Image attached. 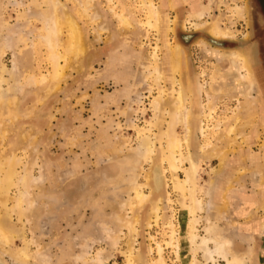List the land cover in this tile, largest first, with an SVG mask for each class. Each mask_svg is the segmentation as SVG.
<instances>
[{"label":"rangeland","instance_id":"374dc122","mask_svg":"<svg viewBox=\"0 0 264 264\" xmlns=\"http://www.w3.org/2000/svg\"><path fill=\"white\" fill-rule=\"evenodd\" d=\"M58 1L75 21L82 49L77 58L70 56L73 60L67 66L64 81L47 93L56 61L51 59V49L43 40L47 28L43 14L49 9V0H0V69L6 70L0 74L4 78L1 91L5 99L14 104L17 98L18 103L14 104L13 115L12 111L2 112L10 119L0 141V157L16 154L17 177L9 194L12 199L18 195L26 198L23 214L12 212V218H3L15 236L10 248L5 247L3 257L0 246V264H22L11 252L26 244L29 264H84L85 259L91 262L98 251L106 249L104 264H126V228L119 234L116 248L95 238L100 234L98 227L108 230L114 225L109 216L127 198L129 169L144 137L154 142L155 151L151 158L141 159L135 172L139 176L137 182L142 183V191L148 195L149 187H144L146 174L154 163H162L167 186L164 199L158 203L156 220L153 200L138 209L135 252L140 258L136 264H190L193 248L187 242L186 224L189 187L182 185L189 165L185 161L172 164L165 159L162 131L172 117L170 108L178 88L175 79L195 93H190L191 102L186 100V105L191 103L188 107L195 126L190 143L198 158L195 195L203 206L208 201L205 192L213 176L212 168L221 162L229 166L221 180H230L231 185L228 190H221L229 201L230 221L215 217V207L207 211L204 206L197 212L196 233L204 236L206 215L213 216L226 235H235L236 251L252 243L254 257L264 264V236L259 228L264 222V210L259 205L264 189L254 183L252 175L254 166L264 164V0H213L212 15L220 18L221 26L230 35L222 39L211 37L207 26L193 30L191 25V9L196 3L208 4L210 0H151L159 12L157 25L146 6L149 0ZM243 4L249 5L248 24L235 14L236 6ZM61 29L64 43L54 50L57 56L64 54L71 33L66 26ZM200 39L209 45H202ZM176 43L182 51L174 53ZM232 50L251 57L252 70L261 83L260 94L241 97L237 92V65L226 55ZM15 63L16 80L11 76ZM58 63L66 66L62 58ZM157 68L162 73L161 81L156 79ZM175 69L180 72L176 74ZM197 85L199 90L203 87L201 92L197 93ZM163 88L166 95L161 93ZM208 92L215 110L204 119L206 131L202 136L198 114L201 105L208 103ZM160 93L164 96V114L155 117L153 101ZM230 125L237 127V138L228 134ZM176 127L181 137L183 128ZM186 151L183 145L181 152L185 155ZM22 178L27 183L21 184ZM12 202L7 204L10 209ZM173 231L178 250L177 243L170 242ZM245 234L251 236L250 244L244 241ZM81 242L85 246L89 243L85 259L77 258ZM40 255L46 260L38 259ZM202 255V251L196 252L200 263L204 261ZM33 256L35 259H30ZM218 259V264H226Z\"/></svg>","mask_w":264,"mask_h":264},{"label":"bare ground","instance_id":"6f19581e","mask_svg":"<svg viewBox=\"0 0 264 264\" xmlns=\"http://www.w3.org/2000/svg\"><path fill=\"white\" fill-rule=\"evenodd\" d=\"M149 1H150L149 5H146V4L145 5L148 7V9H150L149 13L151 14V17L155 20V25H157L159 12L153 8L154 6L151 5V0H149ZM212 1L213 0H210L208 2V4L201 2L198 6H197L198 3H196L195 6L191 9L189 16L192 19L191 25H193V30L194 29L202 30L207 26L208 34L211 37L217 38V39L228 38V37L230 38L229 32L221 26L220 18L219 17L214 18L212 15V11H213L212 6H211ZM220 2H221V0H220ZM152 3H153V1H152ZM248 10H249L248 4H243V6L238 5L235 8L236 16L241 17L244 20V22L246 21V24L249 23L248 22V14H249ZM39 16H41V15H39ZM43 16L45 17V20L47 23L46 36L43 38V40H45L47 46H49V48L51 49V52H52V58L51 59H53V58L56 59L55 64H54L55 66L53 69V73L50 75L49 85L46 89V92L49 93V92L53 91L54 89L58 88L59 83L61 81H64L62 79L66 76L65 72H66L67 66L70 64V60L71 59L73 60V58H70V56H74V57H76V55L78 56V54L81 52V49H82L81 48L82 42L80 44L81 36H80L79 31L76 27L75 21L73 20L72 17H70V15H68L66 13V8L58 0H49V9L46 13L43 14ZM173 21H175V20H173ZM173 21H172V23H174ZM64 26L70 28L71 33H69L70 35H69V37L65 43L66 47L64 50L65 51L64 54L62 56H61V54L60 55L58 54L59 56H57V54L54 50H56L58 47L62 46L64 43V41L62 40V35H61V33H62L61 30H63V29H61V27L64 28ZM154 27H156V26H154ZM172 29H174V28H172ZM199 42L202 45H206V46L209 45L204 39H200ZM209 49H211V51H214L216 53L222 52V50H220L219 48H216V49L215 48H209ZM176 51H182V47L178 43H176L174 53ZM226 55L228 57H230L232 64L234 63L237 65L236 70H238L239 79H238V84H237L236 89H237V92L239 93V95L241 97H251L252 95H254V93L257 95L260 94L261 83H259L257 81L259 78L257 73L252 70L251 57L248 54L243 53V52L238 51V50H232L229 53L227 52ZM60 58L64 59V61L66 63L64 65H66V66L63 67L58 63V60ZM152 59H153V56H152ZM14 65H15L14 66V72L11 73V76H12V78H14V80H16L17 76H15V75H17L18 72H17L16 63ZM234 66H233V69H234ZM5 71H6L5 68L2 67L0 69V74L4 73ZM156 72H157V78H156L157 81H161V80H159L162 78V73H161L160 69L157 68ZM179 72L180 71H178V69H175L176 74H178ZM3 82H4V78H3V76L0 75V141H2L6 135L5 128H6V124H8L9 119H10V118L8 119L6 116H3L4 114L2 112L3 111H10L11 112L13 107L15 108L14 104H16V106L18 104V103H16L17 98H15L17 95L14 96V98H15L14 104L11 102L12 101L11 99H8V98L5 99L4 98V96H6V95L2 96L4 94L3 91H1ZM175 82L177 83L178 88L176 90V95H175V100L173 102L174 105L172 106V110L170 108V112L172 113V117H171V120L168 119L167 126L164 129L165 131L164 130H162V131H163V139L165 142V145H164L165 146L164 151H165V155H166L165 159H167L172 164H178L177 163L178 161H181V162L185 161L189 165L187 170H186V178L182 181V185H183V187H186V188L189 187V189H188L189 197L188 198H190V201H188L189 203H188V205H186V211L188 213L186 224L188 227V235H189L187 242L189 243V245H192V248H193V250H192L193 254H192V259L190 261V264H218V261H217L218 258L225 261L226 264H259V261L254 257V251L252 250L253 247L251 245L252 243L250 244V242H252L251 236L249 234H246L245 236H243L246 238V239H244V241L245 242L247 241V243H249L250 245L248 244L249 246L245 247V249H243L242 251L241 250L236 251L234 249L235 247H233V243H234L233 239H234L235 235H233L232 233H229L226 235V232H224L219 226H217L215 221L212 219L213 216H210V215H206L207 217L205 216L206 220H207L206 222H208V224H206V227L204 228L205 235L200 236L196 233L197 232L196 225L199 222V219L197 217V212L199 210L200 211L203 210L204 206H207L205 208V209H207V211L208 210L212 211L213 207H215V211L217 212L215 217H218L221 219L225 218V219L230 221V218L228 219V215H227L228 214L229 201H227V198L224 196V194L221 190V189H227L228 190V188L231 185L230 180H228V181L221 180V178H222L221 176L223 174V171L225 169H227V167H229V166H227L221 162V164H218L217 166L212 168V171H213L212 175L213 176H212L211 181L208 183V187L206 188V192H205V195L207 196L208 201H207V204L203 206L201 200L198 199L195 195V180H196L197 174H198V171H197L198 170V164H197L198 158H197L196 154L193 152L192 146L190 144L192 142L193 137L195 136L194 130H193V128L195 126L193 125L194 122L191 119L192 112L190 111V108L188 107V105H190L191 103L186 105V100L190 99V97H191L190 93L191 92L189 91L190 89L186 90V88L182 85V83L179 80L175 79ZM196 84H198V83H196ZM196 87L198 89V85ZM201 87H200V90L198 89L199 91L196 89L197 93L201 92V90L203 89V87L202 88ZM19 88H17V89H19ZM187 88H188V86H187ZM163 90H164V88L161 90V93H163ZM9 91H11V90H9ZM161 93H160V96L158 95L153 101V109L157 113L155 117H157L158 114L163 112L162 111V108H163L162 103H163L164 96L162 97ZM165 93L166 92H164L163 94H165ZM8 94H10V93H8ZM194 94H192V95L194 96ZM210 96H211V94H210V92H208V98H209L208 103L207 104L205 103V105L202 104L201 105L202 110H200L201 108L199 109L200 112L198 114V117H199V120H198L199 121V123H198L199 129H198V131L202 136L205 135V131H206V128L204 126V123H205L204 119L207 120L208 117H211L212 113H214V110H215L214 103L211 101ZM189 101L191 102V100H189ZM13 111L11 112L10 115H13L12 113H15ZM165 113H166V111H165ZM163 114H164V112H163ZM14 115L16 116L17 114H14ZM156 120L157 119H155V121ZM177 125H179L183 128V135L181 137L178 136L176 133V128H177L176 126ZM217 125H218V123H217ZM219 125H218V127H220ZM227 130H228V134L234 135V137L237 138L239 133H238V129L235 125H230ZM226 133H227V131H226ZM233 139L236 140L235 138H233ZM141 140H140L141 143H139V145H138L139 148L137 147L138 150L136 151L137 152L136 154L138 157L132 161L131 167L129 169L131 178L129 179V184L127 186V190L125 189L126 193H127V198L122 197L123 198L122 201L118 203V208L114 209L113 212L111 213V216H109V218L111 219V223H113L114 225H112L111 229H108V230H104V229L101 230V228L98 227V232L100 234L97 236L95 235L96 236L95 239H98V242L100 239L102 242H106L109 247L114 248V246H115V248H116L117 247L116 246L117 240H119V238H118L119 234L122 232L123 228H126L127 232H128L127 243H126L127 244V246H126L127 250L125 252L126 264H136L137 260L140 258V255L138 253H136L137 251L135 252V244L137 242L136 237L138 235L137 225L139 223L138 209L148 200H153V202H155V205H156L155 206L156 209L154 208L155 211H153V212H154V214H156L160 210L158 203H160L162 201V199H164L165 187L167 186V180H166L167 177L165 178L166 174L164 172V168H163L162 163H154L151 166L149 172H147L146 177H145L146 183H145L144 187H147V188L149 187V194L147 195L142 191V183L140 185L137 182V177H139V176H138V173H135V172L138 169V166H139L141 159L149 158L151 153H153L155 150L153 147L154 142L149 140L147 137H144ZM161 141H163V140L161 139ZM162 144H163V142H162ZM183 145H185V147L187 149V151H186L187 154H185V155L181 152V148ZM214 153H215V151H214ZM15 156H16V154H15ZM15 156L12 155V156H4V157L1 156L0 157V207H2V209H0V246L2 248L1 252L3 253V254L1 253V255H2L1 257H3V255L5 253L4 252L5 247L10 248V245L13 242L14 236H15V234H13V232H11V230H9V228L5 225L3 218H7V219L12 218L11 217L12 212H14L18 215L23 214L22 204H25L24 200L26 199V198L23 199L22 198L23 196H20V195H18L19 197H17V198L14 197L15 199H12L10 197V194H9L11 186L14 183L15 177H17L16 176V174H17L16 166H17L18 161L15 158ZM148 162H149V159H148ZM19 163H20V161H19ZM18 167H19V165H18ZM25 167H27V166H25ZM124 170L126 171V168ZM242 170H244V169H242ZM29 171H27L28 175L30 173ZM131 171H133V173ZM25 175H27V173ZM252 175H253V178L255 179L254 183L258 187H261L263 190L264 189V164L261 163V166H259V167L254 166V171L252 172ZM214 176H215V178H214ZM28 177L31 178V176H28ZM34 179H35V177H34ZM22 181L23 182H21V184H23L25 182V179L22 178ZM19 182L20 181H18V183ZM25 183H27V181ZM218 183H220V184H218ZM26 185L28 186L29 184H26ZM24 187H25V184H24ZM28 188L29 187H27V189ZM224 192H226V191H224ZM131 193H132V195H131ZM11 200H13L14 204H13V202L11 203V205H13V207L10 209L7 207L8 206L7 204ZM31 203L32 202H30V204ZM259 205L264 210V194L263 193H262L261 199L259 201ZM28 208H29V206H28ZM26 211L27 210H24V212H26ZM127 212H130V215H128ZM206 214H207V212H206ZM155 217H156L155 218V220H156L158 215L156 214ZM105 225H107V224H105ZM249 226H251V225L249 224ZM259 228H260L261 234L264 236V222L259 224ZM23 231H24V227L22 228V231L20 233L22 234ZM23 234L25 236V233H23ZM238 235H240V234H238ZM238 235L236 234V236H238ZM170 238H171L170 239L171 244H174V242H176V243L178 242V239L176 240L174 231L172 232ZM22 239H24V238H22ZM170 242H169V244H170ZM85 243H87V242H85ZM88 244L85 246V244L83 242L80 243V245L82 246V249H81V253L77 257L78 259H85L87 257V254H88L87 250L89 249V248H87ZM27 246H28V244H26V246L23 247L22 249L16 248V250L18 249V251H16V252H11L12 255L14 256L13 258L18 260L22 264H29L28 263V258H29L28 254L29 253L27 252V250H28ZM175 246H176L177 250L180 248L178 243L175 244ZM38 251H39V249H38ZM106 251H107V249L98 251L96 256L93 258V261H91L92 263L86 261V259H85L84 264H104V259H106L105 255L108 252V251L107 252ZM197 251H202V253H203L202 256H203L204 261L202 263H200L198 261V259L196 258V252ZM176 252L178 255L179 251H176ZM159 253L161 254V251ZM9 254H10V252H9ZM30 256H32V255H30ZM39 258L42 260V258H44V256L42 257L40 255V257H38V259ZM161 258H163V257H161ZM30 259L34 260L35 257L33 256ZM42 261H41V263H42ZM44 262H46V261H44ZM161 263L159 261V264H161ZM164 263H165V261H164Z\"/></svg>","mask_w":264,"mask_h":264},{"label":"crops","instance_id":"0c3cea01","mask_svg":"<svg viewBox=\"0 0 264 264\" xmlns=\"http://www.w3.org/2000/svg\"><path fill=\"white\" fill-rule=\"evenodd\" d=\"M246 235V234H245Z\"/></svg>","mask_w":264,"mask_h":264}]
</instances>
